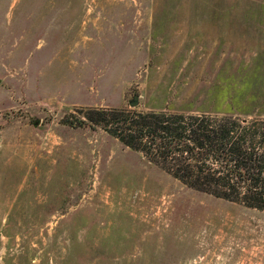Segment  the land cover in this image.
I'll list each match as a JSON object with an SVG mask.
<instances>
[{"label": "rangeland", "instance_id": "1", "mask_svg": "<svg viewBox=\"0 0 264 264\" xmlns=\"http://www.w3.org/2000/svg\"><path fill=\"white\" fill-rule=\"evenodd\" d=\"M91 107L264 116V0H0V264H264V211L66 122Z\"/></svg>", "mask_w": 264, "mask_h": 264}, {"label": "trees", "instance_id": "2", "mask_svg": "<svg viewBox=\"0 0 264 264\" xmlns=\"http://www.w3.org/2000/svg\"><path fill=\"white\" fill-rule=\"evenodd\" d=\"M66 122L105 131L188 188L264 211V116L91 107Z\"/></svg>", "mask_w": 264, "mask_h": 264}, {"label": "water", "instance_id": "3", "mask_svg": "<svg viewBox=\"0 0 264 264\" xmlns=\"http://www.w3.org/2000/svg\"><path fill=\"white\" fill-rule=\"evenodd\" d=\"M138 103V96L134 95L133 98L130 100V105L135 106Z\"/></svg>", "mask_w": 264, "mask_h": 264}]
</instances>
